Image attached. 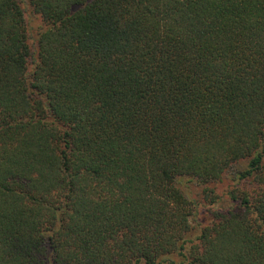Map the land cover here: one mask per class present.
<instances>
[{
	"label": "trees",
	"instance_id": "16d2710c",
	"mask_svg": "<svg viewBox=\"0 0 264 264\" xmlns=\"http://www.w3.org/2000/svg\"><path fill=\"white\" fill-rule=\"evenodd\" d=\"M0 264H264V0H0Z\"/></svg>",
	"mask_w": 264,
	"mask_h": 264
},
{
	"label": "rangeland",
	"instance_id": "374dc122",
	"mask_svg": "<svg viewBox=\"0 0 264 264\" xmlns=\"http://www.w3.org/2000/svg\"><path fill=\"white\" fill-rule=\"evenodd\" d=\"M35 24H37V22H35ZM219 189H222V186H221V187H219ZM224 206H225V203H224Z\"/></svg>",
	"mask_w": 264,
	"mask_h": 264
}]
</instances>
